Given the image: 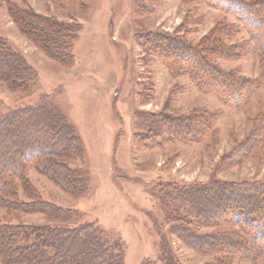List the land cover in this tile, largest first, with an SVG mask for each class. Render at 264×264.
Returning <instances> with one entry per match:
<instances>
[{
    "label": "rangeland",
    "instance_id": "1",
    "mask_svg": "<svg viewBox=\"0 0 264 264\" xmlns=\"http://www.w3.org/2000/svg\"><path fill=\"white\" fill-rule=\"evenodd\" d=\"M246 1L264 14V0ZM13 4L77 27L67 49L69 63L46 55L20 31L9 15ZM154 33L196 47L219 42L231 57L209 58L255 83L249 101L225 105L200 91L187 73H172L144 42ZM0 36L35 72L25 88L0 81V118L47 102L78 136L80 152L66 161L81 174L83 193L66 192L37 171L28 172L37 199L74 212L65 224L95 223L110 241L122 244L124 264H264V251L228 258L222 251L187 246L181 227L201 234L238 228L199 226L195 217L184 219L181 210L174 211L160 192L162 184H264V138L252 137L264 124V58L233 13L205 0H0ZM160 114L202 116L208 130L195 141L152 139L149 127L156 128L151 123ZM16 198L25 200V193L20 190ZM0 222L64 224L42 212L3 205Z\"/></svg>",
    "mask_w": 264,
    "mask_h": 264
},
{
    "label": "trees",
    "instance_id": "2",
    "mask_svg": "<svg viewBox=\"0 0 264 264\" xmlns=\"http://www.w3.org/2000/svg\"><path fill=\"white\" fill-rule=\"evenodd\" d=\"M205 1L233 13L264 58V32H260L264 29V14L259 8L255 10L254 4L246 0ZM9 15L46 55L69 63L71 54L67 49L78 31L74 24L16 4L11 5ZM144 42L172 73H187L200 91L215 96L225 105L241 107L255 91V83L225 72L212 62L211 57L216 55L223 58L232 55L219 42L196 47L160 33L147 35ZM34 75L25 58L0 36V81L20 89ZM201 117L160 114L151 123L156 128L149 127L152 139L154 135H163L164 140H198L208 130L207 121L204 123ZM258 135L264 138V124L252 137L257 140ZM79 152L80 142L73 126L50 103L13 109L0 118V205L16 211L42 212L64 222L58 225L0 222V264H124L120 242L110 241L92 222L65 224L74 212L37 199L31 188L28 172L34 170L66 192L83 193L87 187L81 174L66 161ZM20 190L25 193V200L16 198ZM160 192L173 203L174 211L181 210L184 219L195 217L199 226L228 224L238 228L201 234L181 227L179 236L187 246L199 252L222 251L228 258H252L264 251V184L218 181L181 187L162 184ZM140 264L153 263L145 260Z\"/></svg>",
    "mask_w": 264,
    "mask_h": 264
}]
</instances>
